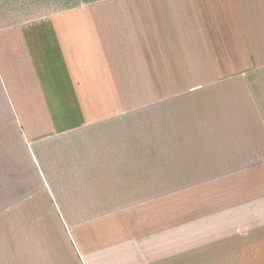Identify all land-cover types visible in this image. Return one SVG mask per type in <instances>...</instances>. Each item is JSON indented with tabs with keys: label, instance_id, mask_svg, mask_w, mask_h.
Wrapping results in <instances>:
<instances>
[{
	"label": "crops",
	"instance_id": "obj_1",
	"mask_svg": "<svg viewBox=\"0 0 264 264\" xmlns=\"http://www.w3.org/2000/svg\"><path fill=\"white\" fill-rule=\"evenodd\" d=\"M66 63L145 89L74 103L56 136L82 264H264V0H0L17 122L1 71Z\"/></svg>",
	"mask_w": 264,
	"mask_h": 264
},
{
	"label": "rangeland",
	"instance_id": "obj_2",
	"mask_svg": "<svg viewBox=\"0 0 264 264\" xmlns=\"http://www.w3.org/2000/svg\"><path fill=\"white\" fill-rule=\"evenodd\" d=\"M19 67L28 70L1 71L20 122L11 115L0 86V264H82L71 238V225L60 215L55 184L56 136L69 130L74 103L116 95L118 91L134 95L145 89L104 87L102 82L91 81L98 73L69 63L60 71L42 66L36 69L31 64ZM114 75L121 80H134L149 79L151 73ZM209 76L213 78L214 74L208 73ZM190 78L196 80L198 74L190 73ZM22 130L32 142L37 161ZM67 160L68 152L62 146L58 158L61 190Z\"/></svg>",
	"mask_w": 264,
	"mask_h": 264
}]
</instances>
